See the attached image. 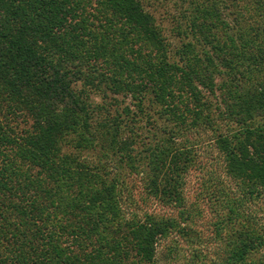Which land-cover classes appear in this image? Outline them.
I'll return each mask as SVG.
<instances>
[{
	"label": "trees",
	"instance_id": "obj_1",
	"mask_svg": "<svg viewBox=\"0 0 264 264\" xmlns=\"http://www.w3.org/2000/svg\"><path fill=\"white\" fill-rule=\"evenodd\" d=\"M154 1L0 0V264H264V0Z\"/></svg>",
	"mask_w": 264,
	"mask_h": 264
},
{
	"label": "rangeland",
	"instance_id": "obj_2",
	"mask_svg": "<svg viewBox=\"0 0 264 264\" xmlns=\"http://www.w3.org/2000/svg\"><path fill=\"white\" fill-rule=\"evenodd\" d=\"M155 1H154L155 2L154 5H152L150 9L151 12H153V14L156 16V19L158 20V22H162L164 24L168 23L166 24V26H168L169 30H172L170 21H171V16L175 14V11H174L175 5L173 3L175 0H155ZM170 39H172L171 40L172 46L174 47L179 46V40L176 36L175 37L172 36V38ZM119 100L123 101L121 98ZM218 100L219 99L217 96L213 98L214 102H218ZM93 103H100V98L95 96L93 98ZM139 125H140V131H141L142 136L145 137L146 141H149L151 138H150L149 132L147 131V126H145L143 123ZM215 155L216 153L210 152L206 156L210 157V156H215ZM208 162H210L209 165L211 167H213L214 165L217 166L216 160L210 161L208 158ZM217 167H219V165ZM129 179H130V184H132L133 186L131 193L133 197L139 201L140 198L144 196L143 195L144 186H143V181L141 180V176L132 175L131 177H129ZM185 180H186V186H185L186 201L188 202V204L197 203L198 207L202 209V214L199 216V219H197V224L201 226L199 227V229L201 230L203 235H208L210 233L208 223L209 221L212 220V216L210 214V208H211L210 203H208L207 202L208 199L203 198L204 196L202 195L203 189H201L202 188L201 183H203L204 181V171H202V169L199 167L193 168L188 172ZM139 205L141 208L153 207V209L158 213L163 212L165 210L161 206L160 203L151 202V200H148L146 206L141 201H139ZM167 211L171 212L170 210H167ZM175 213H176L175 211H172V214H175Z\"/></svg>",
	"mask_w": 264,
	"mask_h": 264
}]
</instances>
